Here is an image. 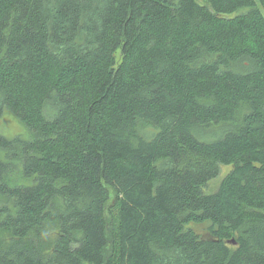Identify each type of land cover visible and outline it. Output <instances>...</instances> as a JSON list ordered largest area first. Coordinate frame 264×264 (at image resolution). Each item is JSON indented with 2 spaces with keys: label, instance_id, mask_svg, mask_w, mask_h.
<instances>
[{
  "label": "trees",
  "instance_id": "obj_1",
  "mask_svg": "<svg viewBox=\"0 0 264 264\" xmlns=\"http://www.w3.org/2000/svg\"><path fill=\"white\" fill-rule=\"evenodd\" d=\"M6 111L0 264H264V0H0Z\"/></svg>",
  "mask_w": 264,
  "mask_h": 264
},
{
  "label": "rangeland",
  "instance_id": "obj_2",
  "mask_svg": "<svg viewBox=\"0 0 264 264\" xmlns=\"http://www.w3.org/2000/svg\"><path fill=\"white\" fill-rule=\"evenodd\" d=\"M118 59V56H117ZM24 134V128L21 126V124L14 118V116L9 112H3V114L0 116V134L12 138L16 136L17 134ZM230 169V166H221L220 167V174L219 176L212 180L207 185V190L211 191L215 189L221 180V178L224 176V174ZM197 232L203 233L204 227L203 226H196L195 227Z\"/></svg>",
  "mask_w": 264,
  "mask_h": 264
}]
</instances>
